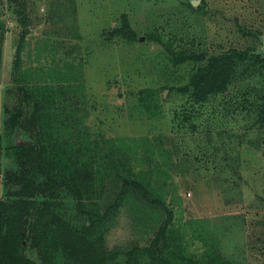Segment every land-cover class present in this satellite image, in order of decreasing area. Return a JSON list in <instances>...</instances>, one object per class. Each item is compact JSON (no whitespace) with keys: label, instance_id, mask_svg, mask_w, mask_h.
Returning a JSON list of instances; mask_svg holds the SVG:
<instances>
[{"label":"rangeland","instance_id":"rangeland-1","mask_svg":"<svg viewBox=\"0 0 264 264\" xmlns=\"http://www.w3.org/2000/svg\"><path fill=\"white\" fill-rule=\"evenodd\" d=\"M22 2L31 24L19 75L13 62L23 26L8 0H0L1 170L15 167L8 146L35 142L28 130H10L4 120L19 111L26 118L33 98L44 99L42 111H74L89 131L86 140L125 139L121 148L133 177L164 201L166 208L129 195L108 221L104 244L119 251L120 264L127 250L149 244L168 211V252L184 249L181 254L196 257L214 251L233 264H264V119L257 120L256 107L264 102V66L240 63L224 94L195 103L168 91L185 84L196 65H175L164 45L144 37L152 31L172 49L196 54L253 46L263 52L264 0ZM123 14L139 41L107 36ZM122 170L99 176V201ZM66 204L72 212L71 198ZM27 254L39 258L33 249Z\"/></svg>","mask_w":264,"mask_h":264},{"label":"trees","instance_id":"trees-1","mask_svg":"<svg viewBox=\"0 0 264 264\" xmlns=\"http://www.w3.org/2000/svg\"><path fill=\"white\" fill-rule=\"evenodd\" d=\"M8 2L23 26L13 62L15 73L21 75V55L31 20L25 2ZM122 17L107 36L139 41L138 30L126 19V14ZM3 28L4 23L0 22V30ZM144 37L164 45L175 65L183 62L196 65L185 84L172 86L168 91L193 97L195 103H205L210 97L224 94L240 63L264 66V51L254 46L230 47L216 54H196L172 49L169 44H163L162 39L155 38L152 31L146 32ZM1 62L0 41V67ZM33 102L35 109L26 118L19 111L4 120L5 127L10 130L16 127L28 130L35 142L8 146L5 154L12 157L15 167L3 171L0 168L3 191L0 196V264H120L119 251H109L104 244V227L127 196L135 195L149 205L166 208L162 197L133 177L125 160L126 153L123 154L125 139L109 142L98 136L86 140L89 131L75 118L74 111L70 115L42 111L44 99L34 97ZM256 107L261 114L257 120L263 121L264 102ZM187 119L186 116L184 120ZM114 167L124 170L116 172L111 185L105 188L108 190L103 200L99 201L103 188L96 182L102 172L110 173ZM66 197L71 198L72 212H69ZM172 219L173 211H168L149 244L127 250L123 264H135L139 256L146 259V264H233L234 260L217 259L214 251L196 257L183 255L184 249L179 243L180 252H168L167 234ZM170 241L174 244V237ZM29 249L35 250L39 258L30 257Z\"/></svg>","mask_w":264,"mask_h":264}]
</instances>
